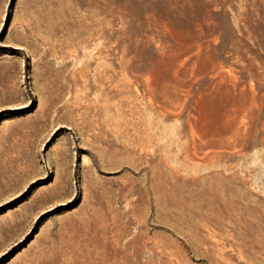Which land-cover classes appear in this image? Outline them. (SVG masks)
<instances>
[{
    "label": "rangeland",
    "instance_id": "obj_1",
    "mask_svg": "<svg viewBox=\"0 0 264 264\" xmlns=\"http://www.w3.org/2000/svg\"><path fill=\"white\" fill-rule=\"evenodd\" d=\"M0 264H264V0H0Z\"/></svg>",
    "mask_w": 264,
    "mask_h": 264
},
{
    "label": "bare ground",
    "instance_id": "obj_2",
    "mask_svg": "<svg viewBox=\"0 0 264 264\" xmlns=\"http://www.w3.org/2000/svg\"><path fill=\"white\" fill-rule=\"evenodd\" d=\"M96 34H99V31H97ZM219 65H220V63H218L214 60L212 69H216L217 66H219ZM219 75L222 76V71L219 73ZM149 92H150V90H149ZM147 101L149 104L155 105V99L151 95H149L147 97Z\"/></svg>",
    "mask_w": 264,
    "mask_h": 264
}]
</instances>
